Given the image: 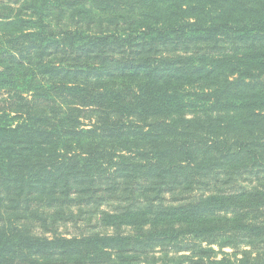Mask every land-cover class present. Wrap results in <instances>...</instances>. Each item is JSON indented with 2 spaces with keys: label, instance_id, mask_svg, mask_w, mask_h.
<instances>
[{
  "label": "trees",
  "instance_id": "trees-1",
  "mask_svg": "<svg viewBox=\"0 0 264 264\" xmlns=\"http://www.w3.org/2000/svg\"><path fill=\"white\" fill-rule=\"evenodd\" d=\"M0 264H264V0H0Z\"/></svg>",
  "mask_w": 264,
  "mask_h": 264
},
{
  "label": "rangeland",
  "instance_id": "rangeland-1",
  "mask_svg": "<svg viewBox=\"0 0 264 264\" xmlns=\"http://www.w3.org/2000/svg\"><path fill=\"white\" fill-rule=\"evenodd\" d=\"M68 230L69 231H67V232H70V234L74 232L72 228H69Z\"/></svg>",
  "mask_w": 264,
  "mask_h": 264
}]
</instances>
